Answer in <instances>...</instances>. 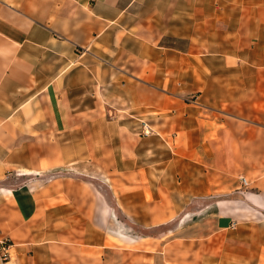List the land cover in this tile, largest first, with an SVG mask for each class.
Instances as JSON below:
<instances>
[{"label":"crops","instance_id":"crops-1","mask_svg":"<svg viewBox=\"0 0 264 264\" xmlns=\"http://www.w3.org/2000/svg\"><path fill=\"white\" fill-rule=\"evenodd\" d=\"M105 105L168 113L185 156L146 157ZM258 110L264 0H0V264H264ZM212 197L197 236L127 233Z\"/></svg>","mask_w":264,"mask_h":264},{"label":"rangeland","instance_id":"rangeland-1","mask_svg":"<svg viewBox=\"0 0 264 264\" xmlns=\"http://www.w3.org/2000/svg\"><path fill=\"white\" fill-rule=\"evenodd\" d=\"M201 70L194 69V76H200ZM197 88V90H194ZM200 84L194 85H178V95L182 98V101L186 104L197 106V104H201L200 98H196L200 93ZM192 89V90H191ZM108 110L105 111L104 120L107 122L115 121L119 119V121L123 118L128 123V129L130 130L133 136H137L139 138H148L145 140V153L144 155L148 158L152 157H160L165 158L167 156H176L177 158H183L185 156L184 150L181 148H176V143H174L175 139L178 141L180 139V135L168 132H164L169 125L168 113H160L155 115H145L143 117L137 116H125V117H116L113 115V111L111 108L105 105ZM190 106V107H191ZM258 115H264V112L260 110L257 111ZM87 119V118H82ZM255 123L257 126H264V116H257L254 118H249ZM178 124H182L180 119L177 118ZM161 130L160 133H155L157 130ZM86 131H83L82 137L85 135L88 138V135L85 134ZM162 140H165L167 144H164ZM174 148V149H173ZM147 151V152H146ZM175 154V155H174ZM20 183V182H18ZM215 199H219L217 197H212L209 199L203 198H193L190 200H178L177 204L179 207L178 212L175 213L176 216L172 217L169 221L165 222L164 218H161L164 223L159 225H155L152 227H142L139 222L134 221V223L129 222V224L133 225L134 228L128 229L127 233L130 236L135 238L144 239L145 242L148 239H171L172 237H182L184 235H194L197 236L202 230L200 225V220L203 214L201 213V208L206 205H211L212 201ZM138 207L134 209L137 210ZM133 214L138 218H143L144 213L140 210L135 211ZM173 214V213H172ZM170 214L168 217H171ZM136 218V217H135ZM186 218V219H185ZM211 219V217H209ZM159 220V219H158ZM187 220V221H186ZM157 222V221H156ZM157 224V223H155ZM224 264H246L241 261L234 260L233 261H225ZM247 264H253L247 262Z\"/></svg>","mask_w":264,"mask_h":264},{"label":"built area","instance_id":"built-area-1","mask_svg":"<svg viewBox=\"0 0 264 264\" xmlns=\"http://www.w3.org/2000/svg\"><path fill=\"white\" fill-rule=\"evenodd\" d=\"M239 182L242 187L246 186V182L243 178H239ZM8 249H9V244L6 241L1 240L0 241V260L2 262H7L9 260Z\"/></svg>","mask_w":264,"mask_h":264}]
</instances>
